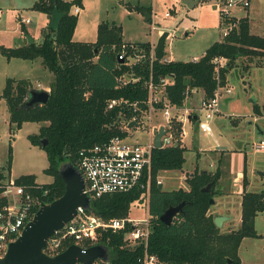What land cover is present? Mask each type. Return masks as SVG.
<instances>
[{
    "label": "trees",
    "instance_id": "obj_1",
    "mask_svg": "<svg viewBox=\"0 0 264 264\" xmlns=\"http://www.w3.org/2000/svg\"><path fill=\"white\" fill-rule=\"evenodd\" d=\"M54 2L63 13L57 29L45 25L39 43L0 47V53L7 59L41 58L53 76L45 104L23 106L31 88L25 79L7 78L2 92L12 130H18L25 122L41 124L38 132L29 134L28 139L45 151L48 166L44 172L53 177L50 183L43 184L48 190L44 202H51L63 194L65 185L58 173L59 166L70 162L77 167L79 149L104 143L114 136L125 137L127 132L122 130L123 124L133 119L136 124L142 121L147 109L150 78L158 83L161 77H170L172 82L164 89L166 98L170 104L181 106L186 89H201L205 98L213 96L217 80L212 59L217 56L226 61L220 70L221 85L227 83L229 73L240 64L242 68L238 69L242 72L260 68L263 101L255 103L252 111L256 116H264V35L251 32L248 16H228L226 21L232 25L228 34L213 42L198 61H163L151 60L152 47L148 41L124 42L122 27L114 20L98 23L94 42L73 40L77 14L71 8L81 4V0H35L31 8L51 16ZM21 26L27 32L23 23ZM122 45L127 46L128 57L139 56L134 63L129 65L127 58H118ZM239 61L241 63H237ZM121 76L129 80L119 85L117 78ZM111 100L117 103L108 108ZM191 120L196 122L193 116ZM180 129L181 123L174 121L176 135ZM186 150L181 142L153 149L148 197L144 189L135 188L91 199L89 211L105 220L127 217L133 202L147 200L150 232L146 244L138 242L130 246L126 243L124 233L130 229L129 225L116 232L104 231L96 240V244L108 249L109 264H142L145 253L154 255L156 264H240L237 250L242 239L261 237L254 229V220L264 211V190L245 189V169L240 225L230 232L216 227L214 216L209 212V200L221 175L219 169L213 173L195 169L186 178L187 188H159L157 176L164 171L181 170ZM16 180L28 185L36 182L33 174L22 175ZM209 182H212L210 190L202 192ZM181 202H184L182 211L170 225L160 221L166 208Z\"/></svg>",
    "mask_w": 264,
    "mask_h": 264
},
{
    "label": "rangeland",
    "instance_id": "obj_2",
    "mask_svg": "<svg viewBox=\"0 0 264 264\" xmlns=\"http://www.w3.org/2000/svg\"><path fill=\"white\" fill-rule=\"evenodd\" d=\"M29 1L31 0H18L17 2L23 5L19 8L22 16L28 18V21L31 20L25 23L28 35L39 43L41 41V20L38 19L37 12L26 5ZM223 1L225 0H197L193 6H189L183 0H81V4H78L79 12L73 11L74 6L71 8V11L77 14L73 40L94 42L98 23L102 20H114L122 27L124 42L148 41L152 49L159 36L163 32H168L164 58L186 61L193 56L202 55L213 42L222 40L223 30L229 24L226 18L231 15L248 16L251 32L264 35V0H249L247 6L233 5L230 8V14L220 23L219 9ZM3 2L2 8L5 13L0 14V46L4 43L12 45L16 37L12 29L15 24L19 26L17 9L13 6L14 4H10L14 3V0H3ZM144 11L151 15L149 19H146ZM40 61L41 58L34 61L19 58L7 60L0 54V96L7 78L25 79L33 86L41 82L44 78ZM239 67L242 68V65L232 69L225 84L231 86V98L234 101L231 106L233 113L226 107H222L221 114L218 116L224 123L222 128L218 127L214 119L211 123L214 137L206 135L197 128L195 132L193 131V136L189 135L185 138L183 145L187 150L183 168L164 171L157 176L164 190L187 188L186 178L192 175L196 164L197 170H207L213 173L220 160L222 167L218 169L221 175L214 187L215 193L212 197L214 202L209 211L213 216L227 214L231 217L223 222L220 228L222 232L236 230L240 225L241 195L236 192L232 193V190L238 189L236 183L233 185L238 172H233L231 169L244 170L246 168L245 189L247 191L264 190V152H256L252 148L254 138L264 136L255 135V126L253 128L252 125L257 123L264 131V116L259 118L258 122L254 117L251 121L248 116L250 105L246 98V92L251 88L259 101L262 100V81L257 82V70H254L253 78L250 77L248 80L247 75L244 74L246 72H242V69H238ZM46 72L50 74L48 70ZM157 117L159 120H164L161 114H157ZM230 117L236 118L234 120L238 121L234 124L236 126L229 124ZM152 118V123H154L156 119L154 116ZM141 120H145L144 117ZM40 125L37 122H25L18 130H12L8 121V111L6 112L2 97L0 98V176L3 181L28 174H33L36 182L40 184L50 183L53 180L51 175L44 172L48 166L45 151L32 145L28 139L29 134L38 132ZM139 125L133 124L126 141L145 144L150 140L151 137L147 130ZM214 138L221 143H224L223 140L226 139L225 144L230 149L227 155L232 156L231 169L229 168L231 158L229 159L227 155L222 156L219 150L215 149L217 144ZM244 155H247V163L244 162ZM218 157L222 158L216 162ZM147 215V200L145 199L133 202L127 216L144 218ZM254 229L261 237L242 239L237 250L240 264H264V211L255 217Z\"/></svg>",
    "mask_w": 264,
    "mask_h": 264
},
{
    "label": "built area",
    "instance_id": "obj_3",
    "mask_svg": "<svg viewBox=\"0 0 264 264\" xmlns=\"http://www.w3.org/2000/svg\"><path fill=\"white\" fill-rule=\"evenodd\" d=\"M236 4L247 6L249 0L223 1L219 9L220 23L230 14V8ZM73 11H79L78 5L74 7ZM25 21H28V18ZM227 25L223 30L222 39L231 29L232 25ZM201 56H193L189 60L195 62ZM118 58L120 60L127 58V63L130 65L139 56L128 57L127 46L122 45ZM150 58L151 60L155 59L153 49L150 53ZM161 60L169 61L164 56ZM212 63L214 65L217 87L212 97H202L199 105L195 108L185 105L195 88L186 89L182 105L175 106L170 104L164 91L166 85L170 84L172 79L170 77H161L158 83H154L150 78L147 82V109L143 116L145 120L138 122L147 130L151 137L147 143L141 144L126 141L133 124L138 125L135 123L136 120L134 121L133 119V121L123 124L121 127L122 130L127 132L125 137L114 136L104 143H96L78 150L77 168L84 179V193L90 199L98 198L105 194L126 192L135 188L144 189L145 195L148 197L152 152L155 148L153 144L154 130H157L161 125L165 129V134L161 137V147L181 142V137L187 134L184 125L192 121V116L196 117L197 126L203 133L210 136L213 135L211 123L215 116L220 113L222 94H230L232 90L229 85H221L219 82L220 70L226 65L225 59L217 56L212 59ZM128 80L129 77L125 76L117 78L119 85L124 84ZM116 103V100L109 101L108 108H111ZM157 114H161L164 120H159ZM153 116L156 119L154 123H152ZM174 121L181 123L178 135L173 131ZM252 148L256 152H264V139L253 142ZM47 193L48 190L43 187V184L38 182L29 185L21 184L16 182V179L11 178L0 181V257L4 256L9 243L14 241L22 233L26 224L32 220L35 212L44 203L43 197ZM127 225L130 226V229L125 231L124 240L128 245L134 246L138 242L147 243L150 232L149 215L144 218L127 216L105 220L89 210L79 207L76 215L71 220L47 238L43 251L50 256H55L71 245L69 244L70 242L84 250L96 245V240L102 232L108 230L116 232L124 229ZM74 264L83 263L76 262ZM92 264H109V262L97 259ZM142 264H156V257L145 253Z\"/></svg>",
    "mask_w": 264,
    "mask_h": 264
},
{
    "label": "water",
    "instance_id": "obj_4",
    "mask_svg": "<svg viewBox=\"0 0 264 264\" xmlns=\"http://www.w3.org/2000/svg\"><path fill=\"white\" fill-rule=\"evenodd\" d=\"M183 1L189 6H193L197 2V0ZM144 14L146 19L150 18L147 11H144ZM62 15L63 13L59 11L54 2L47 25L57 29ZM168 35V32H163L153 48L154 58L157 60H161L164 56L165 41ZM26 37L28 43L33 42L29 35ZM48 98L49 91L30 88L23 106L31 107L45 104ZM194 118L196 117L194 116ZM164 134L163 125L154 130L153 144L155 148H161V137ZM45 143L46 141H44ZM222 148L225 147H217V149ZM58 173L65 185L63 194L51 202H44L40 205L22 233L9 243L6 253L0 257V264H74L76 262L92 264L97 259L108 261V249L101 244L90 246L84 250L78 245L71 244L55 256H50L43 251L47 238L71 220L79 207L86 210L91 209V199L84 193V179L79 169L72 163L65 162L59 166ZM211 186L212 182H209L201 191L208 192ZM159 188H161L160 184ZM237 188L240 193L243 191V178L237 184ZM209 202L212 204L214 201L211 198ZM183 205L184 202H181L166 208L160 215V221L170 225L173 218L182 211ZM229 219H231L229 216L217 215L214 216L213 221L216 227L221 228L223 222Z\"/></svg>",
    "mask_w": 264,
    "mask_h": 264
},
{
    "label": "crops",
    "instance_id": "obj_5",
    "mask_svg": "<svg viewBox=\"0 0 264 264\" xmlns=\"http://www.w3.org/2000/svg\"><path fill=\"white\" fill-rule=\"evenodd\" d=\"M18 0H14V3H10V4H14L13 6L17 9V18L19 19V26H17V24H15V26H14V28L12 29V32L16 35V37L13 39V42H12V45L11 44H6V43H4V44H1V46H3V47H18V46H21V45H23V44H25V43H28V41H27V35H28V30H27V28H26V26H25V23L26 22H29V21H31V20H29V21H25V19L26 18H24L23 16H22V14L20 13V10H19V8H20V6H23L22 4H20L19 2H17ZM35 0H31V1H29V3H27L26 5L28 6V7H30L31 8V5L33 4V2H34ZM3 4H4V2H3V0H0V14L2 15V14H4L5 12H4V10H3V8H2V6H3ZM215 6V5H214ZM32 10H34V11H36L37 12V16H38V19L39 20H41V27H40V35H41V33H42V29L44 28V26L45 25H47L48 24V21H49V18H50V16L47 14V13H45V12H41V11H39V10H36V9H33V8H31ZM79 11H80V9H79ZM78 11V12H79ZM0 15V16H1ZM150 17H151V15H150ZM237 17V16H236ZM22 23H23V26H24V28H26V30H27V32H24V30L22 29ZM20 27V28H19ZM250 29H251V26H250ZM34 41V40H33ZM146 42V41H145ZM0 46V47H1ZM1 54V53H0ZM2 55V54H1ZM5 57V56H4ZM11 59H13V58H11ZM38 58H36V59H34V60H37ZM7 60H10V59H7ZM34 60H31V61H34ZM39 63V62H38ZM40 66L42 67V70H43V80H41V82H39V83H37L36 84V86H33V85H31V83H30V87L31 88H33V89H43V90H47V91H49L50 90V88H49V85H50V82L52 81V78H53V76H52V74L50 73H48L47 74V72H46V68L44 67V65L42 64V61H40ZM254 70H257L258 72H257V82L259 81V80H261L262 81V69H260V68H250L246 73H244V74H246L247 75V77H248V80H250V77L251 78H253V73H254ZM49 72V71H48ZM230 76V75H229ZM228 76V77H229ZM259 76V77H258ZM228 79V78H227ZM245 85V84H244ZM230 86V85H229ZM246 86V85H245ZM231 87V86H230ZM246 89V88H245ZM246 91H247V89H246ZM247 94H246V98H247V101H248V103H249V105H250V108H249V111H248V116H250V118H251V121L254 119V118H257V120H256V122H258V119L259 118H263V116H256V115H254L253 114V111H252V106L255 104V103H257V104H261L262 103V101H263V96H262V100L261 101H259V99L256 97V95L254 94V92H253V90L251 89V88H249V91H247L246 92ZM199 94V95H198ZM2 97V94H1V96H0V98ZM202 97H204V93H203V91L201 90V89H195L193 92H191V95H190V98L186 101V103H185V105L186 106H188V107H193V108H195V107H197L198 105H199V102H200V100L202 99ZM2 100H3V102H4V104H5V107H6V112L8 111V109H7V104H6V102H5V99L2 97ZM254 100H255V102H254ZM233 101L234 100H232V98H231V93L230 94H222V97H221V110H220V113L219 114H217L216 116H215V118H214V120H215V123H217V125H218V127L220 128L221 126H223L224 125V123L218 118V116H220V114H221V111H222V107H226L228 110H230V112L231 113H233L231 110V106H232V103H233ZM254 117V118H253ZM8 118H9V112H8ZM219 119V120H218ZM234 120H236V118L235 117H230V121H229V124H232V126H236V125H234V124H236L238 121H234ZM9 121V120H8ZM251 121H249V123L250 124H252L251 123ZM223 124V125H222ZM253 128H254V126H255V129H254V133H255V135L256 134H260V135H264V131L263 130H261L260 129V126L257 124V123H254L253 125ZM184 127H185V130H186V135H184V136H182L181 137V143L182 144H184V141H185V138L187 137V136H193L194 134H193V131L195 132V130L198 128V126H197V122H192V121H190V122H187L185 125H184ZM216 126L214 125V128H215ZM194 128V129H193ZM222 128V127H221ZM189 131H188V130ZM219 132V131H218ZM207 135V134H206ZM213 137H214V133H213V135H212ZM215 139V144H217L216 146H215V149L216 150H219V152H220V154H222V156L223 155H227V153H228V151H230V149H229V146L228 145H226L225 143H227V141H225L226 139H224L223 140V142L224 143H221L219 140L217 141V139L216 138H214ZM261 139H264V136L263 137H260V138H254V142H256V141H259V140H261ZM231 141H232V139H230ZM256 140V141H255ZM218 146H223V147H225V148H222V149H217V147ZM206 150V149H205ZM238 151H240V150H238ZM225 153V154H224ZM234 153V152H233ZM247 154V153H246ZM228 157H229V159L231 158V160H230V164H229V168L231 169V167H230V165L232 164V156L231 155H227ZM225 157V156H224ZM244 162L245 163H247V155H244ZM219 158H222V157H218L217 159H216V162H217V160L219 159ZM220 167H222V162L219 160V162H218V164H216V169H218V168H220ZM197 168V164L195 165V168H194V170ZM233 172L234 171H237L238 173H237V176L234 178V184L233 185H235V183L236 184H238L239 183V181H241L242 180V178H243V170H237V169H231ZM205 171H207V170H205ZM245 174H246V168H245ZM234 192H236V193H238V194H240V195H242V192L240 193L239 191H238V189L237 190H232V193L234 194ZM210 212V211H209ZM221 215H226V216H228L227 214H221ZM240 216H241V214H240Z\"/></svg>",
    "mask_w": 264,
    "mask_h": 264
}]
</instances>
